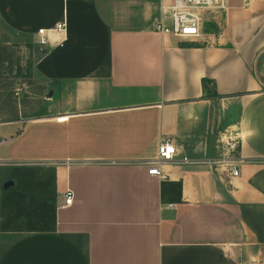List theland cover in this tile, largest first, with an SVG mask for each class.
Wrapping results in <instances>:
<instances>
[{
  "label": "crops",
  "instance_id": "obj_1",
  "mask_svg": "<svg viewBox=\"0 0 264 264\" xmlns=\"http://www.w3.org/2000/svg\"><path fill=\"white\" fill-rule=\"evenodd\" d=\"M160 5L0 0L9 28L48 29L34 68L49 84L41 112L0 120V199L11 164L52 167L56 189L55 229L0 228V264H264V0L205 8L190 39L154 30ZM228 135L244 158L231 177L202 161ZM167 136L191 161L150 175Z\"/></svg>",
  "mask_w": 264,
  "mask_h": 264
},
{
  "label": "built area",
  "instance_id": "obj_2",
  "mask_svg": "<svg viewBox=\"0 0 264 264\" xmlns=\"http://www.w3.org/2000/svg\"><path fill=\"white\" fill-rule=\"evenodd\" d=\"M228 0H161V11L159 17L154 21L153 28L161 34H170L179 38H195L202 32L203 10L205 8H225ZM54 29L64 30L63 21L55 23ZM47 28L40 27L38 33V45L45 46L47 43ZM65 116H57L58 120H63ZM238 140L236 136L228 135L222 144V153L206 158L202 161L211 166H221L229 177L239 174L240 163L244 158L238 153ZM177 147L171 137L160 139L156 154L145 160L147 173L150 175L161 176V165L163 162H189L187 156L179 157ZM42 164V163H39ZM64 202L61 207L69 206L72 202L70 191L64 193ZM248 264H257L251 262Z\"/></svg>",
  "mask_w": 264,
  "mask_h": 264
},
{
  "label": "rangeland",
  "instance_id": "obj_3",
  "mask_svg": "<svg viewBox=\"0 0 264 264\" xmlns=\"http://www.w3.org/2000/svg\"><path fill=\"white\" fill-rule=\"evenodd\" d=\"M204 28L202 22V29ZM37 37L9 28L0 21V120L27 119L44 109V95L48 82L34 68V59L39 51ZM260 87L264 88V75L258 69ZM238 146L240 143L239 136ZM237 146V147H238ZM5 167L3 184L8 180L14 166ZM14 184L15 178H10Z\"/></svg>",
  "mask_w": 264,
  "mask_h": 264
},
{
  "label": "trees",
  "instance_id": "obj_4",
  "mask_svg": "<svg viewBox=\"0 0 264 264\" xmlns=\"http://www.w3.org/2000/svg\"><path fill=\"white\" fill-rule=\"evenodd\" d=\"M14 184L2 188L1 230L49 232L56 224L54 169L40 165L14 166L8 177ZM180 182H162L161 198L179 202Z\"/></svg>",
  "mask_w": 264,
  "mask_h": 264
},
{
  "label": "water",
  "instance_id": "obj_5",
  "mask_svg": "<svg viewBox=\"0 0 264 264\" xmlns=\"http://www.w3.org/2000/svg\"><path fill=\"white\" fill-rule=\"evenodd\" d=\"M12 185V181L9 180V181H6L4 184H3V188H8L9 186Z\"/></svg>",
  "mask_w": 264,
  "mask_h": 264
}]
</instances>
